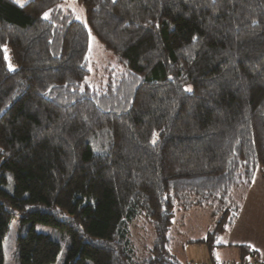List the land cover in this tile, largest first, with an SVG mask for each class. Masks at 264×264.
<instances>
[{
	"label": "trees",
	"instance_id": "1",
	"mask_svg": "<svg viewBox=\"0 0 264 264\" xmlns=\"http://www.w3.org/2000/svg\"><path fill=\"white\" fill-rule=\"evenodd\" d=\"M77 1L86 24L65 0H0V264L14 218L19 264H58L62 236L61 264H181L177 213L234 219L264 181V0ZM90 34L116 61L100 86ZM222 220L197 242L212 260Z\"/></svg>",
	"mask_w": 264,
	"mask_h": 264
},
{
	"label": "rangeland",
	"instance_id": "2",
	"mask_svg": "<svg viewBox=\"0 0 264 264\" xmlns=\"http://www.w3.org/2000/svg\"><path fill=\"white\" fill-rule=\"evenodd\" d=\"M14 3L19 6H25L31 0H12ZM64 7L73 12L75 19L81 23L86 24V15L84 8L78 3L77 0H65ZM89 58L91 64V76L88 79L93 84L98 86L106 83V70L114 69L116 67V61L110 53H107L104 50V47L98 42L97 38L90 34L89 39ZM109 67V69H106ZM106 69V70H105ZM93 71V75H92ZM256 180H260L257 177ZM262 180V179H261ZM246 189H241L240 195L236 193L238 201H242L243 191ZM243 192V193H242ZM246 196L243 201L246 205ZM229 213H231L229 211ZM243 213L247 212V207L244 208ZM181 215L183 218H181ZM215 217H212L210 211L207 210H197L191 211L189 213H181L178 215L175 221V227H173V236L182 237L181 232H185L186 236H183L179 239V243L173 248L172 253L177 258L181 264H237L238 258L237 248L235 247L238 244V241L242 243V240H248L253 243L250 234L247 233L250 229L245 227L241 230L236 228V221L233 216L227 218V215L224 216V213L214 212ZM230 215V214H228ZM224 222L223 224L226 227V234L224 233L217 244L224 245L222 248H218L215 251V261L210 257L208 246L204 243H189L190 240H199L203 238V234L195 233L196 230H207L208 232L215 229H218V222ZM233 219V220H232ZM217 226V227H216ZM38 231L50 234L56 239L61 240L60 234L55 230L44 227L36 226ZM27 227L23 226L20 223L18 218H14L7 231L6 237L4 238L3 249H4V264H19L18 255H17V238L21 233L26 232ZM246 232V233H245ZM190 233V234H189ZM177 239V238H176ZM131 240L135 244L137 254L139 256H144L146 251L151 248L152 242L154 240V234L152 231V225L149 223V220L146 216L139 217L131 225ZM68 247V239H63L62 236V251L58 264H61L63 260L64 253Z\"/></svg>",
	"mask_w": 264,
	"mask_h": 264
},
{
	"label": "crops",
	"instance_id": "3",
	"mask_svg": "<svg viewBox=\"0 0 264 264\" xmlns=\"http://www.w3.org/2000/svg\"><path fill=\"white\" fill-rule=\"evenodd\" d=\"M243 192H242L243 196L241 197L242 201L240 202L241 209H240L239 213L235 216V221H236L235 225H236V228L239 230H241L245 227H249V225H250L251 230H248L247 233H249L250 236H252L251 239L253 240L252 241L253 243L249 242L248 240H242V243L240 241H238V244L235 246L237 248L236 256L239 259L238 263H240V260H241L240 247L241 246H249L257 254V256L255 257L257 259V263L258 264H264V181L261 179L255 180L253 185L250 188L244 190ZM245 196L247 198L246 199V202H247L246 205L244 204V201H243ZM245 207H247V212H250V214L249 213H243ZM180 213L181 212L177 213V217H178V215L180 216ZM177 217H176V219H177ZM181 218H183L182 215H181ZM197 232L200 234H203V238H200L198 241L194 239L193 241H196V243L200 242L202 240H205L207 238L208 233H209L206 229L205 230H196L195 232H192V233L195 234ZM225 234H226V232H225ZM181 235L186 236L185 232H181ZM182 237L179 236V237H177V239H175V245L174 246H176L179 243V239ZM222 247H224V245L217 244L215 251L218 248H222ZM215 251H214V260L213 261H215V257H216Z\"/></svg>",
	"mask_w": 264,
	"mask_h": 264
},
{
	"label": "built area",
	"instance_id": "4",
	"mask_svg": "<svg viewBox=\"0 0 264 264\" xmlns=\"http://www.w3.org/2000/svg\"><path fill=\"white\" fill-rule=\"evenodd\" d=\"M249 264H257V263H255V262H252V263H249Z\"/></svg>",
	"mask_w": 264,
	"mask_h": 264
},
{
	"label": "snow or ice",
	"instance_id": "5",
	"mask_svg": "<svg viewBox=\"0 0 264 264\" xmlns=\"http://www.w3.org/2000/svg\"><path fill=\"white\" fill-rule=\"evenodd\" d=\"M47 16V14H45Z\"/></svg>",
	"mask_w": 264,
	"mask_h": 264
}]
</instances>
